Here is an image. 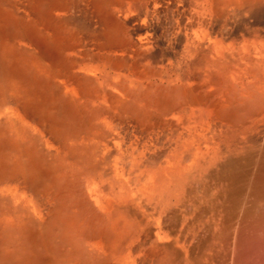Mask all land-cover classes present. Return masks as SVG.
<instances>
[{"label":"bare ground","instance_id":"bare-ground-1","mask_svg":"<svg viewBox=\"0 0 264 264\" xmlns=\"http://www.w3.org/2000/svg\"><path fill=\"white\" fill-rule=\"evenodd\" d=\"M215 1L205 0L209 9L202 7L200 12L188 9L190 18L176 21L175 25H181L180 30L172 29V39L169 42L166 39L167 43L162 45L160 34L154 32L155 28L160 32L159 24L154 27L151 18L143 17L147 1L121 3L116 15L107 11L105 1L88 3L97 20L104 18L108 22L107 30L103 29L106 42L102 43L94 38L97 34L89 38L80 28L74 29L76 25L71 27L73 22H68L66 3L54 2L41 7L35 2L30 6L26 1L7 0L0 4V195L13 198L18 207L16 213L4 211L0 223L18 226L19 238L28 243L30 251L42 247L40 264L58 263L53 252L57 244L48 235V226L53 225L56 216L63 223L58 224L62 226L61 234L72 243L69 250L74 248L71 264L87 262L82 259L85 254H79L74 247L75 237L84 245L88 256L101 257L103 264H197L196 248H187L184 240L196 236L200 211H204L207 221L213 220L212 201H218L216 191L221 193L224 187V183L214 180L212 173L203 181L193 178L199 149L220 151L221 159H225L232 152L229 148H238V144L248 141L244 137L246 133L264 134V108L238 124L221 112L229 108L233 85L241 98L251 95L252 86L254 93L264 92V31L260 28L264 27L263 1L242 0L243 8L235 15L236 23L232 21V29L226 32L227 19H217ZM128 4L130 13L125 9ZM98 6H102L101 11L97 10ZM32 8L38 15L33 14ZM116 18H121L129 28L124 38L112 35L114 30L118 31L114 28ZM253 24L261 26L249 27ZM85 40L94 46L97 62L103 60L104 54L115 56V60L107 56L106 61L116 73L130 77V82L159 78L157 88L148 85L147 92L150 96L153 90L157 94L154 97L157 111L167 109L163 115L169 117L170 134L183 122L182 115L188 112L187 108L194 112L185 119L191 125L184 139L191 148L187 158L175 162L171 159L173 154L169 157L167 152L155 153L150 147L141 152L142 161L137 162V156L129 154L114 136L108 139L110 134L102 135L96 127L101 121L106 127L117 123L122 130L127 126L144 132L148 140L157 129L165 130L169 125L165 124L167 119L162 124L152 116L154 106L148 108L143 103L136 108L130 104L129 92L120 90V84L119 88L105 90L93 87L98 72L85 64L82 55ZM150 40L159 45L163 54L156 56L166 58L167 64L150 69L146 64L133 65L137 57L139 61L148 60L147 53L139 51L147 52L151 48ZM188 41L193 42L190 48L195 55L187 50ZM175 44L179 56L189 54L187 66L191 70L184 73L177 68V77L169 78L167 68L174 61L168 55ZM130 57L135 59L132 64L120 62V58ZM249 58L252 63L248 62ZM197 72L198 79L194 77ZM190 80L196 90L204 92V98L186 99L182 105L174 96L172 106L164 81L172 85L171 89L175 86L173 82L181 83L185 94L191 86ZM89 95L107 104L106 113L96 119L97 125L85 117ZM178 115L182 118L179 122ZM72 123L77 128L71 127ZM195 135H199L198 140ZM121 148L123 158L118 155ZM211 161H216L214 155ZM158 168L167 176L183 179L167 199L156 183ZM80 173L96 177L103 184L102 188L97 182L87 185L83 209L91 205L93 212L82 222L84 210L79 208L82 204H73L70 211L74 207L77 210L74 208L72 216L67 211L70 204L61 211L64 192H59L56 182L59 179L65 183L71 176L77 179ZM59 210L62 215H57ZM85 230L91 231L90 237L85 236Z\"/></svg>","mask_w":264,"mask_h":264},{"label":"rangeland","instance_id":"rangeland-1","mask_svg":"<svg viewBox=\"0 0 264 264\" xmlns=\"http://www.w3.org/2000/svg\"><path fill=\"white\" fill-rule=\"evenodd\" d=\"M4 1L7 0H0V4H4ZM17 1H19V3L26 1L30 6L35 2L38 3V5L41 7L46 4L50 5L54 2L66 3L68 5V22H75V24H70L71 27L76 25L74 26V29H76V27L80 28V30L85 32V35L87 37H94V35L97 34L98 36L94 38H99L101 43L106 42V39L103 36V29L107 30L108 22L106 23L104 18L97 20L96 17L90 12L91 8L88 7V3H92L93 0ZM94 1L96 2V0ZM97 1L99 3L105 1L107 11L115 15L121 3H129V0H121L120 2L119 0ZM142 1H147L148 3V6L143 11V17L151 18L154 27L157 26L156 24H159L160 26V32L157 33L156 28L154 29V32L156 33V35L160 34L159 39L161 45L163 43H167L166 39H168V42L172 39V29L174 31L180 30L181 25H175L176 21L185 19L186 17L188 19L190 18L187 15L188 9L194 8V10H198L199 12L202 11V7L209 9L207 5L209 4V0L208 2H205V0ZM262 1V5L264 6V0ZM212 5L213 3L211 4V12L213 15L214 9L212 8ZM214 5L217 6L215 10V12L217 13V19L226 18L227 23L225 32L229 31V29H232V27L230 26L232 21L235 22V15H238V11H240V9L242 10L243 8L242 0H240V2L238 0H216ZM98 7L99 8H97V10L101 11L102 6ZM125 9L127 12L129 9V4ZM32 12L34 15H38L37 11L36 13L34 12V8H32ZM130 12L131 10L127 13ZM39 15L43 16L42 13H39ZM119 19L116 18L114 20V28H117L118 31L114 30L112 32V35H116L115 38L118 36L124 38L129 28L124 24L121 18ZM213 25H215L216 27V23L214 21ZM252 26H258L257 28H259L261 25H249V27ZM260 28L264 31V27ZM203 33L204 32L201 31V35ZM173 41L175 43H178L176 40ZM150 44L151 48L148 49L147 52L139 51L141 53H147L148 60L139 61V57H137L135 58L137 59V61L133 65L139 66L146 64V67L150 69L153 66L154 68H156L157 66L163 67V64H167L165 60L166 58L164 59L163 57L156 56V54H163L159 51V45L156 44L154 40H150ZM192 44L188 41L185 46L187 47V50L190 49L191 52L194 53L193 48H190ZM173 47L174 48H170L168 55V58H172L174 61L171 68H167L169 78L177 77V68H179L181 72L184 70V73H187V71L191 70V67L187 66V58L189 54L184 53V55L179 56L178 50L175 49L177 48V44L173 45ZM94 52V46L91 44V42H87V40H85V48L82 53V55H84L85 64L89 66V68L96 69L98 72L97 76L93 80L95 82H93V87L98 90H105L109 87L119 88L117 86H119L120 84V90L123 91L126 89L129 92V94L127 95L129 96L130 104L136 105V108L139 107V104L143 103H146L148 108H152L154 106L151 111L152 116L154 118H158V121H161L162 124L163 120L167 119L165 121V124L169 125V117L165 118V116L163 115V112L167 114V109H164L163 112L162 110L157 111L155 105L156 100L154 98L157 94L154 90L152 92V96H150V94L147 92L148 85H155V88H157V86L160 84L159 78L151 77L141 82H130V77L123 73H116L112 69L111 64L106 61L107 56L110 57L111 60H115V56L104 54L103 60L101 61L100 59V62H97L94 58ZM75 53L77 54L78 50H76ZM195 54L196 52L193 55ZM152 58H156L157 60L154 61L152 60ZM120 59L121 63L125 62L130 64H132L135 60L133 57L124 60L122 58ZM248 62L252 63L250 58L248 59ZM194 77H196L197 79L200 78V73L197 72ZM41 81L42 80H38L37 82L41 83ZM173 83L175 84V86L173 87V89H171L170 87L172 85L169 86V84L164 81V84L171 94V99L169 98V100L172 106L174 103V96L177 97L179 102L181 101L182 105L186 99L189 100L194 97L200 99L204 98V92L202 93L201 91L196 90L195 86L191 85L192 80H190L191 86H189L185 94H182L181 83ZM42 84L43 82L41 83V85ZM234 87L235 85H233L230 89V102L228 104L229 108L222 109L221 112L222 115L229 116L234 123L238 124L248 115L253 116L258 113L260 109L264 108V92L258 91L259 93H254V89L252 86L250 90L248 88V90L251 91V95H249L247 98H241V96L238 94V89ZM106 106L107 104L103 99L98 100L95 98V96L89 95L87 97L85 106V117H87L88 121H90L91 123L96 124V119L106 113ZM187 110L188 112L182 115L183 122L180 124L179 128H177V131L175 133L170 134L171 126L169 125L166 126L165 130L157 129L156 133L158 135L155 133L154 137L149 140L144 135V132H138L136 129H131L127 126H125L122 130L121 128H119V126H117V123H113L112 127H106L105 124L101 121L100 125H102H98L96 127L104 137L109 136V134L110 136L108 137V139L114 136L117 140L116 142L120 143L121 146L124 145V148H126L129 154H131L132 156H137V162L142 161L141 152L150 147H153L152 150L155 153L165 154V152H167L166 155H169V157L173 154L171 159L176 162L179 158L180 160L187 158V151L191 150L190 144L185 143L186 141H184V139H186L185 137L189 135L191 129V125L188 124L185 119L191 114H194V112L188 108ZM178 118L179 122L182 118L179 115ZM197 122L198 121L196 120L195 124H197ZM71 125V127L77 128V124L72 123ZM173 125L176 126L177 123H174ZM244 137L248 141L245 144H238V148H229V150H231L232 152L229 156L227 153V158L225 159H221L223 158L221 156L222 152H211L209 150H205L202 147L199 149L196 156V173L193 178L199 181H203V179L207 177L208 174L212 173L215 181H220L221 184L224 183L223 189H220L221 193L219 192V190L216 191L219 196L215 193L217 196V198L215 199H218V201H212V206L214 207L213 220L207 221L206 217H204V215L202 214L204 211H200L198 217L199 219H201V221L196 236L192 239L184 240V244L187 248L191 249L192 246L196 248L195 257L197 264H264V134L256 136L254 134L246 133ZM195 138L198 140L199 135H195ZM142 140L144 143L142 142ZM173 143H176L177 145L175 146ZM122 148L118 153L120 158H123L124 156L122 151L124 149ZM213 155L215 156L216 161H211V157ZM220 160H227V162L223 161V165L220 166V163H222V161L220 162ZM185 170L186 172H188L187 168H185ZM78 176L79 178L77 179H74V176L68 177L65 183H63L59 179H56L59 192H64L62 199V201H64V204L62 205L61 202L60 205L61 211L64 210L65 205L68 206L70 204V207L67 210L69 211L70 216H72L71 212H73L74 208H76L77 210V207H74L73 210L70 211L74 203L77 202V205L82 204L79 208L83 209L84 199L82 198H84L87 185H89L91 182H97L101 186V188L103 185L102 181H100L96 177L91 178L84 175V173H80ZM155 176L156 183L159 186V190L161 191V193H163L164 199H167L170 196V193L174 191V188L177 187L178 183L180 184L183 181L182 178H174L173 175H165L162 168L156 169ZM117 186L118 183L116 184V189L118 188ZM91 207L92 206L89 205L87 207L88 209H83L84 216H82L80 222L84 221L87 217H91L92 214L90 212H93V207ZM4 211H8L10 214L14 212L16 213V211H18V207L14 205L13 198L0 195V219ZM58 213L59 214L57 215H62V213H60V210L58 211ZM16 219L17 218H15V220ZM54 221L55 222L53 223V225L49 224L48 226V235L51 237L53 244H57L53 251L56 254V259H58L57 264H71V261L74 259L75 255V252H73L74 248H72L73 250H69V246H71L72 243L71 241H68L67 238H65L66 236H63L61 234L60 229L62 228V226H59L58 224L63 225V223L58 221V216L54 218ZM77 223H79V220H77ZM20 231L21 230L18 228V226L14 224L3 226V224L0 223V264H40V260L42 258L41 254L39 253L44 254L42 247L41 249H38L36 247V249L30 251L28 243L25 244L22 240H20ZM84 234L85 236L88 235L90 237L91 231L85 230ZM74 241V247H77L79 254H85L84 258L82 259L87 260V262H84V264L104 263V260H102L99 256L98 258L95 255L93 257L88 256L86 254L87 250L84 249V245H80V243L78 242V238L75 237Z\"/></svg>","mask_w":264,"mask_h":264}]
</instances>
